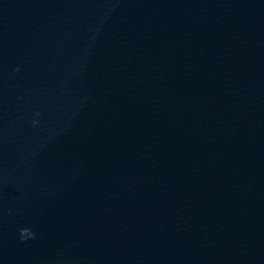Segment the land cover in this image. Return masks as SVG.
Masks as SVG:
<instances>
[{
    "label": "water",
    "instance_id": "water-1",
    "mask_svg": "<svg viewBox=\"0 0 264 264\" xmlns=\"http://www.w3.org/2000/svg\"><path fill=\"white\" fill-rule=\"evenodd\" d=\"M0 264H264V0H0Z\"/></svg>",
    "mask_w": 264,
    "mask_h": 264
}]
</instances>
